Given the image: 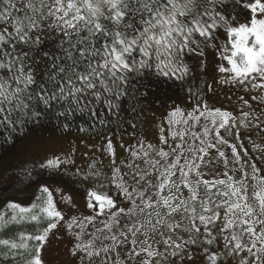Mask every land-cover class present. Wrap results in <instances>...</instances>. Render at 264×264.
Listing matches in <instances>:
<instances>
[{"label":"snow or ice","instance_id":"6c2138e0","mask_svg":"<svg viewBox=\"0 0 264 264\" xmlns=\"http://www.w3.org/2000/svg\"><path fill=\"white\" fill-rule=\"evenodd\" d=\"M229 4L233 7L242 4L245 9H250V19L241 23L232 15ZM0 25H4L0 27V126L4 127L14 129L17 124L36 122L50 109L57 110L59 116L86 111L95 116V104L101 100L109 109L118 111V101L130 93L133 83L140 84L146 77H155L157 84L173 79L184 81L192 75L186 55L195 53L203 57L204 46L215 48V33L219 29H223L228 37L227 43L220 46L221 56L231 66H221L219 71L232 73V81H248L254 88H264V0H0ZM53 39V49L43 50L45 41ZM198 91L191 94L197 95ZM204 107L207 110V106ZM199 108L198 103L196 110ZM179 112L176 109L171 115L176 116ZM214 113L221 119L216 136L221 143H227L220 137L219 129L229 131V121L236 118L219 109ZM212 114L209 111V115ZM249 115L243 113L245 117ZM212 123L215 128V119ZM108 147L111 149V142ZM209 147L215 148V145ZM231 147L234 157L238 158L236 146ZM187 151L202 155L192 161L185 158L184 166H180L181 151L173 163L161 165L163 171L158 177L161 182L156 186L159 199L153 202L149 198L140 209L141 212L151 209L146 212L145 222L136 228V232L144 229L145 240H132L129 257L146 252L149 258H157L158 264H170V258L177 255L183 259L188 255L186 246L199 242L200 225L210 237L206 243L211 245L214 238H211L209 225H215L223 210L220 234L225 240V252H214L208 259L212 264H224L221 256L234 257L246 250L250 257H255L252 264H264L257 254L264 253V227L259 233L256 230V225H264V177L258 175L259 169L252 166V179L257 182L251 185L245 182L247 173L238 181L232 177L227 181L206 180L202 179L204 173L200 168L213 163L211 158L205 160L208 152L204 148L191 147ZM158 154L162 158L168 156L162 151ZM218 154L225 157L223 151ZM197 159L200 163L195 162ZM61 163L59 159L49 160L42 167L57 168ZM224 163L227 166L226 157ZM158 164L156 161L153 167ZM177 168L179 182L172 180L176 175L172 170ZM191 173L197 179L189 180ZM224 175L227 176V172ZM182 186L188 190L186 198ZM165 189L169 194L160 195ZM124 192L131 197L127 189ZM41 193L46 194L43 207L36 203L27 207L9 204L16 215L5 219V214L0 213V231L25 218L39 223L41 213L50 221L63 219L55 209L49 189L43 187ZM140 195L143 198V193ZM88 196L89 207H95L91 202L94 199L101 214L106 206L114 207V201L106 195L90 191ZM56 227L55 222H50L42 234L20 233V243L0 239V245L13 253V259L28 253L31 259L25 264H43L40 252L49 232ZM161 229L169 233L161 241L166 246L163 252L148 244L150 233L165 236ZM177 230L190 233L189 239L177 243L171 235ZM225 232L227 236H223ZM246 236L250 246L244 243ZM112 239L115 240V236ZM29 240L39 243L30 248ZM177 240L183 238L177 235ZM258 242L262 245L260 248H257ZM137 243L141 245L139 252L135 249ZM90 247L86 245L83 250L88 251ZM77 248L81 246L77 245ZM21 249L24 251H19ZM100 251L107 253L109 250L88 251L89 258L99 256ZM140 264H152V261L142 259ZM240 264H248L247 258L241 257Z\"/></svg>","mask_w":264,"mask_h":264},{"label":"rangeland","instance_id":"374dc122","mask_svg":"<svg viewBox=\"0 0 264 264\" xmlns=\"http://www.w3.org/2000/svg\"><path fill=\"white\" fill-rule=\"evenodd\" d=\"M251 15L250 9H247L237 19L243 23ZM9 31H12L11 27ZM53 41L54 39L46 40L43 50H52L54 44L50 43ZM227 41L228 37L223 29L217 30L215 48L204 46L203 57L192 53L185 58L192 69L191 76L167 88L151 84L135 91L129 96L127 107L122 105L113 114H106L105 119L101 120L100 116V121L104 122H99L87 132L59 133L40 122L32 126L15 146L3 151L0 155V213L12 203L24 206L25 195L47 187L52 194L55 209L63 216V219H56L57 227L49 232L47 241L43 244L40 252L43 264H140L142 259H151L152 264H155L158 259L149 258L146 252H142L140 256L133 255L132 258L128 255L133 249L134 238L137 241L145 240L142 235L144 229L136 232V228L145 222L146 212L151 209H146L145 212L140 209L145 207L149 198L153 202L159 199L156 186L161 182L158 178L163 171L161 165L173 163L176 155L183 151L180 166H184L185 158L192 161L196 156L202 155L187 149L204 148L208 151L211 149L207 146L208 142L218 140L216 129L221 119L215 115L216 109L236 118L235 121H229V130L239 153V166L248 174L247 179L252 177L253 165L263 176L264 88H254L248 81H232V73L219 71L221 66L231 67L221 56L220 46ZM196 60H199L198 64H194ZM197 89L198 94L192 95L191 92H196ZM198 103L200 108L196 110ZM176 109L180 112L172 116L171 113ZM209 111L213 114L209 115ZM243 113L250 115L245 117ZM214 119L215 128L212 123ZM241 123L243 125L239 127ZM205 127L208 129L207 134ZM221 130L225 131L219 129ZM109 142L111 149L108 147ZM228 147L227 143L224 147L226 151ZM173 149H176V153H173ZM161 151L168 153V156L162 158L158 154ZM226 151L224 154L228 164L234 154ZM225 157H221L222 166L225 165ZM55 159L62 161L59 167H43L52 174L51 179L44 177L27 189L14 187L19 176L28 168L42 167L49 160ZM156 161L159 164L154 168ZM195 162L200 163L198 159ZM178 168L172 170L176 172L172 177L176 182L180 179ZM204 168L207 166L201 165L200 170ZM184 170H188L186 166ZM194 177L196 176L192 174L188 179ZM124 189L131 194L130 198ZM185 190L182 186V191ZM90 191L110 197L114 201V207L106 206L101 214L94 199L91 202L95 207H89ZM167 192L165 189L160 195H166ZM119 209L124 211L120 212ZM184 224L187 225L188 222L185 220ZM258 226L261 229L262 226ZM161 230L165 231V236L162 238L158 233L154 236L150 233L148 244L163 252L166 246L161 241L169 233ZM259 231L257 230L258 233ZM171 235L177 243H183L184 241L177 240V235L189 239L190 233L177 230ZM113 236L115 240L112 239ZM77 245L81 248L78 249ZM86 245L91 246L88 251L105 248L109 251H100L99 256L94 255L90 259L88 251L83 250ZM192 245L197 247L198 243ZM140 248L141 245L137 243L136 251L139 252ZM185 250L188 252L187 256L181 259L177 255L170 258V263L174 260L177 264H184L191 259L198 260L199 253L195 249L186 247ZM224 252L225 249L220 251ZM241 257L247 258L248 264L253 259L246 250L234 257L221 256L227 264H240ZM263 257L261 253V258Z\"/></svg>","mask_w":264,"mask_h":264},{"label":"trees","instance_id":"16d2710c","mask_svg":"<svg viewBox=\"0 0 264 264\" xmlns=\"http://www.w3.org/2000/svg\"><path fill=\"white\" fill-rule=\"evenodd\" d=\"M229 8L231 10L232 15L236 16V18H239L242 13L247 10L242 6V4L240 6L235 7L229 4ZM53 44H55V40L52 42L51 45ZM188 57L189 54L186 55L185 58ZM177 81L179 80L173 79L169 80L167 83L164 84H157L155 77H147L145 81L143 80L140 84L133 83L132 90L130 91V93L125 95L118 101L120 105L119 108H121L122 105H125L123 107H127L129 103V96L134 94V92L139 89H145L147 85H163L165 88H167L169 85L177 83ZM116 111V109H109V107L103 102V100H101L99 103L95 104V116H93L91 112L88 111L83 113L71 112L66 116H59L57 115V110L50 109L36 122H27L23 126L17 124L14 129L11 126H0V155L3 153V151H6L7 149L15 146L27 134L28 130L37 123L41 122L43 124H47L48 126H50L49 128H52L59 133H65L69 131L83 133L87 132L92 127H95L97 124H99V122H101L100 116L102 120L105 119L106 114H113ZM29 173L31 175H29ZM44 177H48L49 179H51L52 174L45 170V168L43 169V167L41 166H31L19 176L17 182L14 184V187L27 189L39 183ZM45 199L46 194H42L40 189L24 196V206L27 207L32 205L33 203H36L43 207V201ZM3 213L5 214V219L16 215V212L8 206L4 208ZM50 222H56V219L54 218L50 221L44 217V214L41 213V220L39 223L29 222L27 218H25V220L20 223H10L2 231H0V239L15 240L17 243H20V233L31 235L42 234L43 230L47 228ZM27 243L31 248L32 245L38 244L39 242L29 240L27 241ZM19 251L23 252L24 250L21 249ZM5 253H7V258L5 257ZM12 256V252H9V250L5 246L0 245V264H25L26 260L31 259L28 253H24L23 256L17 255L15 259H13Z\"/></svg>","mask_w":264,"mask_h":264},{"label":"flooded vegetation","instance_id":"af4514ba","mask_svg":"<svg viewBox=\"0 0 264 264\" xmlns=\"http://www.w3.org/2000/svg\"><path fill=\"white\" fill-rule=\"evenodd\" d=\"M52 44V43H50ZM199 60H196V62H194V64H198ZM243 124L241 123L239 125L242 126ZM220 137H222L224 140L227 141L228 143V148L227 151L224 148L225 145H227V143H225V145L223 143L220 142L219 138L218 140H214L211 142H208L207 146L214 144L215 148L210 147L211 149L208 150V156L205 157V160H208L209 158L212 159L213 163H211L210 165L207 166V168H204L203 170H200L204 173V176L202 177V179H206V180H219V179H223L226 180L228 179V177H232L234 181H238L240 179L243 178V174L245 173L241 167L239 165L240 164V158H236L234 157L231 162H229L226 165L222 166V161H221V157L219 156V151H226V152H231L233 153V149H232V145L236 144L233 142V137L231 136V131H219ZM237 147V146H236ZM227 172V176L224 175V173ZM194 173H191L188 178ZM195 175V174H194ZM259 176L264 177V172H263V176L258 173ZM197 179V177L194 178H190L189 180H195ZM247 184L251 185L256 183V180H253L252 177L250 178V180L246 179L245 181ZM169 193L167 192L166 195H168ZM188 190L186 189L185 191H183V195L186 198L188 196ZM199 211V209H198ZM223 217H224V212L223 210H221V218L219 220H217L215 222V225H209V228L212 229V237L214 238V242L211 245H208L206 243L207 239L210 238L208 236V233L204 231V227L203 225H200L201 228V235L199 236V242L197 247H194L192 244L191 245H187V248H193L195 249L198 253H199V258L198 260L195 259H191L188 260V262L184 263V264H212V262L208 259V256L214 252H220L221 250L225 249L224 245H225V240L223 239V237L220 234V225L223 222ZM187 221V220H186ZM188 222V221H187ZM197 224H199V221H197ZM262 227H264V225H260ZM256 230H260V227L258 225H256ZM228 233L225 232L223 234V236H227ZM184 240L182 241H187V238H183ZM245 241L247 243H245ZM244 243L248 244L250 246V241L247 239V236L244 239ZM261 244L257 243V248H260ZM254 252H256V249H253ZM179 252V250L177 251ZM258 255L261 256V253H257ZM264 256V253H263ZM221 260H223V258L220 257ZM255 259V257H253L252 260H250V264H252L253 260ZM262 259V258H261ZM224 261V260H223ZM262 261H264V257L262 259ZM155 264H158V260L155 262ZM170 264H177L176 261L174 260L173 262H171ZM180 264H182V262H180ZM224 264H227L224 261Z\"/></svg>","mask_w":264,"mask_h":264}]
</instances>
